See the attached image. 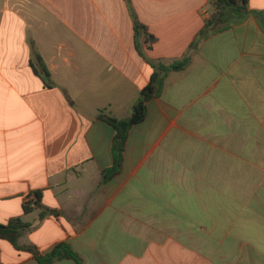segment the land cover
Here are the masks:
<instances>
[{
    "label": "crops",
    "instance_id": "obj_1",
    "mask_svg": "<svg viewBox=\"0 0 264 264\" xmlns=\"http://www.w3.org/2000/svg\"><path fill=\"white\" fill-rule=\"evenodd\" d=\"M214 1L0 0V224L27 225L0 264L61 243L82 264H264V0L217 21ZM185 60L103 181L101 114L129 119Z\"/></svg>",
    "mask_w": 264,
    "mask_h": 264
},
{
    "label": "trees",
    "instance_id": "obj_2",
    "mask_svg": "<svg viewBox=\"0 0 264 264\" xmlns=\"http://www.w3.org/2000/svg\"><path fill=\"white\" fill-rule=\"evenodd\" d=\"M248 3V0H215L214 5L218 10L215 15V20L217 21L227 12L239 13L247 11ZM138 28L143 29V27ZM39 60L42 62L40 58ZM188 61L189 60H185L181 63L169 66H158L157 72L152 76L150 84L141 91L139 99L133 106L132 116L129 119L119 120L115 117L101 114L100 119L112 125L116 131L113 140L114 166L112 169L103 173V181L110 180L120 173L124 162V153L129 132L135 125L140 124L146 118L148 103L160 94L165 73L169 71L182 70L187 66ZM43 75L46 78L50 77V73L44 66ZM35 196L37 198V202H39L42 197V193L38 191L35 193ZM28 207H30V205L26 204L25 210L27 212L29 210ZM26 227L27 225L19 218L12 219L8 224H0V239L8 240L20 249L21 247L18 246V240L21 236L22 230ZM23 249L34 253L40 264H52L54 261L62 259H73L77 264H82L81 258L73 251L68 243L56 245L52 251L45 256L37 255L36 251L31 247Z\"/></svg>",
    "mask_w": 264,
    "mask_h": 264
},
{
    "label": "rangeland",
    "instance_id": "obj_3",
    "mask_svg": "<svg viewBox=\"0 0 264 264\" xmlns=\"http://www.w3.org/2000/svg\"><path fill=\"white\" fill-rule=\"evenodd\" d=\"M215 10H216V12H215V13H217V11H218V10H217L216 6H215Z\"/></svg>",
    "mask_w": 264,
    "mask_h": 264
}]
</instances>
